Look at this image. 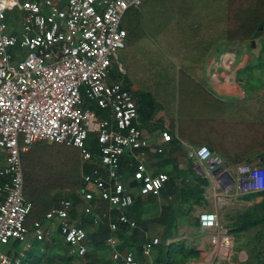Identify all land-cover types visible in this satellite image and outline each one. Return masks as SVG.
I'll return each instance as SVG.
<instances>
[{
    "label": "built area",
    "instance_id": "built-area-1",
    "mask_svg": "<svg viewBox=\"0 0 264 264\" xmlns=\"http://www.w3.org/2000/svg\"><path fill=\"white\" fill-rule=\"evenodd\" d=\"M142 1L0 0V194L4 197L0 201V264H20L32 247V237L44 239L49 234L46 221L59 227L73 251L84 254L88 248L87 229L72 218L76 204L71 198H62L48 210L43 220L35 222L34 231L26 223L33 202L24 191L22 152L39 140L75 146L84 164L92 165L83 173L84 182L92 183L100 200L118 211L115 218L110 216L111 234L106 238L113 257L124 264H139L134 251L122 252L112 234L119 222L134 224L127 208L137 202L134 190L121 178V159L127 153L133 156V177L140 194L159 195L170 178L166 171L149 170L145 157L151 141L137 122V100L121 78L112 76L118 50L126 45L123 17L129 9L140 8ZM10 13L13 22H9ZM119 71L122 74L121 65ZM90 134L98 139L97 151L87 145ZM162 136L172 139L168 130ZM188 156L215 189H236L242 198L264 193V164L244 162L233 171L205 144L189 146ZM214 196L219 200L217 192ZM94 197L92 191H84L86 212H91ZM199 219L202 229L216 233L214 258L229 255L233 237L222 224L218 208L201 211ZM13 241L19 243L17 250H11ZM159 243V236L149 237L142 253L150 255ZM6 245L12 247L5 250Z\"/></svg>",
    "mask_w": 264,
    "mask_h": 264
},
{
    "label": "trees",
    "instance_id": "trees-1",
    "mask_svg": "<svg viewBox=\"0 0 264 264\" xmlns=\"http://www.w3.org/2000/svg\"><path fill=\"white\" fill-rule=\"evenodd\" d=\"M137 9L140 10L146 35L139 39L136 42L138 46L130 51L129 30L122 24L127 30L123 56L119 59L127 69L124 83L131 86L141 77H144V80L148 77L153 83L154 80L158 81L156 92L160 93L164 88L167 92L170 91L169 93L173 90V94L180 95V100L183 91H189L191 102L186 101L185 105L192 109L187 111L181 100L179 136L192 145L205 144L218 152L224 146V143L215 137L218 134V122L222 123L223 127L226 126V131L221 134L230 137H227L225 147L230 140L232 147H240L245 151L252 146L258 147L264 156V93L250 100L253 114L243 115L244 119L231 122L232 126L227 123L226 115L216 117L223 114L226 103L213 95L206 79L201 75L213 50L226 51L229 44H241L257 39L262 41L264 50V0H143ZM126 52L131 53L132 58L131 55L125 56ZM112 69L113 74L117 75L116 78H121L119 71L116 72V61L113 62ZM156 92L139 90L136 93L143 113L151 108V104H147L150 101L149 96L158 101ZM200 103L202 109L195 113L193 109ZM87 145L95 151L100 149L95 134L89 135ZM125 156L122 157L121 164L125 162ZM22 158L24 191L26 197L33 202V208L26 221L31 231L35 230V222L43 220L47 211L56 204V196H61L64 192L67 193V198L76 202L81 200L85 190H90L95 195L90 203L99 202V191L92 183L83 180V164L77 147L39 140L28 151L22 152ZM94 158L96 159V154ZM260 163L264 164V159ZM84 166L85 172L92 167L87 164ZM130 167L131 172L134 168ZM195 168L194 161H190L187 170L177 168L159 195H143L137 190L135 192L140 205L135 210L132 208L130 215L136 220L141 219L142 209L147 204L157 203L159 197L168 193L177 195V199L170 202L168 208L160 213L159 219L164 224V230L161 242L156 246L157 249L155 248V264H188L190 259L198 256L195 247L187 246L183 242L176 246L167 242L179 233V222L188 220L196 206L208 204L206 192L209 180L197 173ZM3 198L0 194V201ZM121 223L119 222L117 230L112 234L117 233L125 237L127 250L134 251L135 255L142 259L146 258L142 251H138L137 246L127 239L129 228L122 227ZM193 225L197 228L200 226L199 216ZM255 228H260L258 240L249 242L248 245L253 244L250 253L256 260L255 264H264V203L239 209L230 231L244 234ZM57 233H60V229ZM61 237L51 240L35 239L20 264H109L100 256L99 250L103 246L101 241L88 243L87 251L80 254L73 251L72 245Z\"/></svg>",
    "mask_w": 264,
    "mask_h": 264
},
{
    "label": "crops",
    "instance_id": "crops-1",
    "mask_svg": "<svg viewBox=\"0 0 264 264\" xmlns=\"http://www.w3.org/2000/svg\"><path fill=\"white\" fill-rule=\"evenodd\" d=\"M12 13L9 14V22H13V15ZM127 18L126 22H124L125 26L129 30V42L128 46L131 48L130 51H132L133 47L134 49L138 46L136 42L144 37L146 35L145 29L142 24V18L140 14V10L137 8H131L127 11L125 14L124 18ZM122 20V24H123ZM254 46V44H253ZM229 51V50H228ZM229 56L233 58V60L227 59V63L221 62L223 69L217 70V73L219 74L220 71H225L227 75V79L229 81L230 86L227 88V92L225 91H220L217 83H216V78L215 74L210 75V69L208 67V63L212 60L211 58L214 57L215 55L219 54V51H212V55L208 57V60L206 61L202 71L201 75L203 78L206 79L207 81V86L208 88L210 85L213 87L214 90L218 91L221 93L219 95L218 93H214L213 91H210L213 93V95L217 99H221L225 101L226 105L225 108H223V114H218L216 117L219 118L221 115H226L227 117V123H230L233 126V123L231 122H236L238 119H244V116H247V114L252 115L253 114V109L251 106V101L253 98L260 97L264 93V73H261V76L259 79L252 81V84L250 81L252 79H255V76L252 77V79L247 80L244 76L243 73H246L247 71L251 70L250 64H252V59L254 55L256 54V51L253 49L251 50H245L244 54L242 55V61L241 65L237 70L234 71L235 69V63L238 62L239 57V51L237 53L236 49L230 50ZM131 53L126 52L125 56L129 57ZM132 58V55L130 56ZM116 61V60H115ZM118 64V70L120 69V65L123 69L121 76V81L124 83V77L125 74L127 73V69L123 66V64L118 61H116ZM244 63V65H243ZM262 67L264 69V63L262 64ZM242 68V69H241ZM113 70V69H112ZM237 72V73H236ZM143 73V72H142ZM145 73L142 75L144 76ZM214 75V76H213ZM112 76L113 78H116L117 75L115 76L112 71ZM158 81L154 80V83L152 80H150L148 77L144 80V77H141L139 81H135L134 84L131 86H127L125 83L124 85L133 93L134 97L137 100L138 106H139V117H138V124L140 128L144 131V133L147 134L151 141V146L149 147L146 157H145V162L149 168V170L152 173H159L161 171H166L170 175L177 170V168L180 169H188L190 161H194L192 158L188 156V150L189 146L192 144L189 143L187 140L179 136V131H180V117H181V100L184 104V107L187 111L192 109L190 106H186L185 103L188 101L189 103L191 100L189 99L190 93L189 91H183L182 94V99L180 100V95L173 94V90L171 93L167 92L164 88V91L156 92V83ZM213 84V85H212ZM233 86V88L231 87ZM140 90L142 91H154L156 92L155 95L157 94L158 101L152 100L151 96H149L150 101L147 104H151V108L147 110L146 113H143L141 111V107L138 101V96L136 93ZM255 91L257 92L255 96H252L249 92ZM155 99V100H156ZM242 100V101H240ZM154 101V102H153ZM93 107L97 112H100V108L93 102ZM200 109H202V104L200 103L198 106L193 109L195 113H197ZM255 112V110H254ZM103 114L106 117H111L110 112L105 111ZM259 115H261L259 113ZM216 129L218 131V134L215 135L216 139L220 142L224 143V146L221 147V149L217 152L220 154L224 160L231 166V169L233 171L236 170V167L244 162H250V163H259L264 159V156L261 155L260 150L258 147L252 146L248 150L241 149L240 147H232L230 145V140L228 142V146L225 147L227 143V137L230 139L228 135L221 134V132L226 131V126L223 127L222 123H216ZM163 130H168L172 136L171 140H165L162 136ZM214 135V134H213ZM196 146V145H192ZM235 146V145H234ZM162 147V151L159 152L158 148ZM30 149V148H29ZM28 149V150H29ZM27 150V151H28ZM79 150V149H78ZM26 152V151H25ZM178 153H185L183 157L178 156ZM80 155V151H79ZM128 155V156H127ZM190 158V161L187 159V156ZM125 156V155H124ZM81 157V155H80ZM124 163L121 164V178L125 182V185L127 187H130L134 190V193L136 192L137 189V183L136 180L133 177V171L130 166H132V161H133V156L129 153L126 154L124 157ZM131 159V161H129ZM81 164H83L82 167V174L85 172V167L84 162L82 161L81 158ZM195 162V161H194ZM86 165V164H85ZM133 167V166H132ZM24 168V164H23ZM199 174H202L201 170L199 169ZM83 176V175H82ZM216 190V191H215ZM214 192H217L219 195V200H216L214 196ZM137 193H135L136 195ZM206 195L210 201H214L212 205H214L215 209L216 207L218 208V211H222V209L225 206H229L230 210L234 215V212H236L239 209H244L249 205L252 204H262L264 203V194H259L254 197H246L242 198L239 195H237V190L236 189H231L228 192H226L222 188H216L214 187L213 183L209 180V185L207 186V192ZM62 198H67L66 196L59 198L57 201L59 202ZM137 202L132 205L131 207L127 208V213L129 217L134 221V224L130 223H125L122 222L121 226L122 227H127V239L129 238V241L137 246L138 251H141L142 245L145 243V241L149 237L153 236H159L160 237V242L162 239V233L164 230V224L163 222L159 219L160 218V213L163 212V204H169L172 201H175L177 199V195L174 193H168L167 195H162V197H159L160 200L157 203H152V204H147L144 209H142L141 213V219L136 220L133 219L130 215V210L133 208L134 210L139 207V199L138 196L136 195ZM56 201V202H57ZM75 208L72 211V218L82 224L88 232V243H91L93 241L99 240L103 243V246L100 247V256L103 257L104 260L108 261L109 264H124L122 260L120 259H115L113 257L111 247L106 241L107 236L111 234V231L109 229V219L110 216L112 218H115L116 215L118 214V211L111 208L110 205L107 202L99 200V202H96L93 205V208L91 212H94L95 214L93 215L91 212H86L85 211V206L86 202L82 200L76 201L75 202ZM102 206L105 208L106 211L103 212V218H101V215L99 213V210H97V207ZM195 212L198 213V216L201 211L205 210L201 206H196L195 207ZM199 208V209H197ZM220 213V212H219ZM96 224V229L93 227L92 229H89V225L92 223ZM105 221V222H104ZM231 221H234L233 219ZM104 222V223H103ZM223 224V223H222ZM99 225V226H97ZM179 233L177 235H173V237L169 238L167 242L169 243H174V246L178 245V243L183 242L187 246H192L195 247V249L198 251V256L196 258H192L189 260L188 264H255L256 260L252 258L251 252V247L253 244H250L247 246H244V239H242L241 233H235L230 231V229L233 226V222L228 225L223 224L227 229L229 234L233 237V248L232 251L230 252L229 255L219 257V258H214L213 255V244L211 240V235L214 233L212 230H205L202 229L201 226L195 229L194 231L192 230L191 224L188 223V220H181L179 222ZM46 226L48 227L49 234L47 235V239H58L61 237V233H57L56 231L59 229L57 225H55L52 221H46ZM92 226H90L91 228ZM202 231V232H201ZM89 232H94L92 234H89ZM34 235V234H33ZM115 238L118 240V248L122 252H127V248L125 247L126 241L125 237L117 235V233H114ZM62 238V237H61ZM35 238L34 236L32 237V240L34 241ZM106 242V243H105ZM13 246L11 245H6L4 247L5 250L10 249L11 247L13 249L11 250H17L19 248V243L13 241ZM214 243V241H213ZM158 245V244H157ZM156 245V246H157ZM155 246V248H156ZM122 247V249H121ZM154 248L153 252L150 255H143L146 257L144 259L138 257L137 259L139 261V264H155L153 259L156 255V249ZM101 257V258H102ZM101 263V262H100Z\"/></svg>",
    "mask_w": 264,
    "mask_h": 264
},
{
    "label": "rangeland",
    "instance_id": "rangeland-1",
    "mask_svg": "<svg viewBox=\"0 0 264 264\" xmlns=\"http://www.w3.org/2000/svg\"><path fill=\"white\" fill-rule=\"evenodd\" d=\"M127 18L125 17L124 20H123V23L126 22ZM250 42H252V46L250 47ZM254 42V43H253ZM254 44V46H253ZM229 51L230 50H233V49H236L237 53L239 51V59L237 63H235V70L238 71L240 65L242 64L241 61H242V55L244 54V51L245 50H251L253 51V49L256 51V54L254 55L253 59H252V64H250V67H251V70L250 71H247L246 73H243V76L249 80V79H252V77L255 76V79H252L250 81V83L252 84V81L259 79V77L261 76V73H264V69L262 67V64L264 63V50L262 48V41H260L259 39L257 40H247L241 44H238V43H232V44H229V47H228ZM219 51V54L215 55L214 57H212L210 63H208V67L210 69V75L212 74H215V78H216V83L220 89V91H225L227 92V88L228 86H230L229 84V81L227 79V75H226V72L225 71H220V73L218 74L217 73V70H221L223 69L221 62L223 63H227V59L229 60H233V58H231V56H229V53H227V51ZM228 51V52H229ZM123 52H124V49L123 48H120L118 50V59H120V57L123 56ZM227 58V59H226ZM244 65V63H243ZM242 69V68H241ZM237 73V72H236ZM214 76V75H213ZM213 85V84H212ZM231 87L233 88V86L231 85ZM209 89L211 91H213L215 94L218 93L219 95H221L220 92L216 91L213 89V87L210 85ZM185 155V153H178V156L180 157H183ZM187 156V155H186ZM187 159L190 161V158L187 156ZM67 193L64 192V194H62L61 196L57 195L56 196V201L61 198V197H64L66 196ZM209 200V199H208ZM58 202V201H57ZM56 202V203H57ZM212 203H214V201H208V204H205L204 206H201L203 207L204 209H212L214 208V205H212ZM230 207L228 206H225L222 211L220 210V219H221V222L225 225H228L234 221H231L232 219L235 220V217L237 215V212L235 210L234 212V215L231 216L233 213L231 211H229ZM199 209V208H197ZM97 210H99V213L101 215V218H103V212L106 211L105 208H103L102 206H99L97 207ZM198 216V213L194 211H192L191 213V216L188 218V223L191 224V227L192 230L194 231L195 229H197V227L195 225H193V223H195V219L197 218ZM105 222V221H104ZM103 222V223H104ZM90 226H92L90 228ZM99 226V225H97ZM95 228V230L97 231L96 229V224L92 223L89 225V229H92V228ZM100 227V226H99ZM198 230H199V227H198ZM98 232V231H97ZM202 232V231H201ZM259 232H260V228H255V229H252L244 234H241L242 235V239H244L246 237V239H244V246H247V244L250 242V243H254L255 241H257V237L259 235ZM94 232H89V234H92ZM215 232L211 235V240H212V244L214 245L213 243V239H214V236H215ZM48 235V234H47ZM47 235L45 238H47ZM244 237V238H243ZM212 245V246H213Z\"/></svg>",
    "mask_w": 264,
    "mask_h": 264
},
{
    "label": "water",
    "instance_id": "water-1",
    "mask_svg": "<svg viewBox=\"0 0 264 264\" xmlns=\"http://www.w3.org/2000/svg\"><path fill=\"white\" fill-rule=\"evenodd\" d=\"M254 43V42H253ZM229 164L227 162L224 163V167H227ZM229 175L232 177V175L229 173Z\"/></svg>",
    "mask_w": 264,
    "mask_h": 264
},
{
    "label": "clouds",
    "instance_id": "clouds-1",
    "mask_svg": "<svg viewBox=\"0 0 264 264\" xmlns=\"http://www.w3.org/2000/svg\"><path fill=\"white\" fill-rule=\"evenodd\" d=\"M3 196V195H2ZM28 219V218H27Z\"/></svg>",
    "mask_w": 264,
    "mask_h": 264
}]
</instances>
